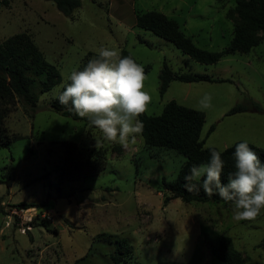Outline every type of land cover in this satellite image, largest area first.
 <instances>
[{"label": "rangeland", "instance_id": "obj_1", "mask_svg": "<svg viewBox=\"0 0 264 264\" xmlns=\"http://www.w3.org/2000/svg\"><path fill=\"white\" fill-rule=\"evenodd\" d=\"M234 6V0L224 7L216 0H82L73 16L66 17L50 1L0 0V42L29 34L46 60L58 67L61 82L102 46L118 56L127 50L149 67L144 80L151 96L148 115H161L175 101L205 114V145L223 151L247 141L264 148V43L250 53L202 64L136 25L138 14L160 12L175 20L197 47L219 52L233 38V22L226 14ZM164 64L176 73L221 82L173 81L162 95ZM53 90L39 96L34 119L17 103L5 121L20 138L0 148V177L6 166H14L12 180L0 184V264H114L111 257L120 239L133 248L120 264H224L212 254L222 236L233 239L247 264H264V209L254 220H236L231 204L181 199L165 204L169 194L163 181H175L187 159L174 150L148 148L139 134L127 146L103 140L99 129L56 113L50 106ZM206 93L212 106L201 110ZM240 104L251 109L228 114ZM65 141L88 150L103 144L107 167L95 177L60 186L55 172L60 151L54 143ZM114 145L123 148L121 156Z\"/></svg>", "mask_w": 264, "mask_h": 264}, {"label": "trees", "instance_id": "obj_2", "mask_svg": "<svg viewBox=\"0 0 264 264\" xmlns=\"http://www.w3.org/2000/svg\"><path fill=\"white\" fill-rule=\"evenodd\" d=\"M53 2L60 13L72 17L73 13L82 6V0H45ZM223 7L227 0H216ZM235 6L227 11V18L233 22V38L230 45L223 51L210 52L197 47L188 37L179 24L166 15L150 11L136 16L137 27L150 31L162 39L173 43L178 49L191 59L202 64H215L229 54L250 53L255 47L264 43V0H234ZM98 54L88 53L81 61L78 69H82L88 61ZM120 57L131 56L136 63L139 62L127 50H122ZM140 65V64H139ZM144 72L149 70L143 67ZM173 81L182 83H215L221 80L208 75L176 73L167 64L160 74V93L167 92ZM61 82L60 71L57 66L50 64L43 53L33 41L32 37L23 32L15 34L0 42V148L18 140L19 135L13 134L6 125V118L12 108L21 104L24 112L34 119L39 106V96L52 91ZM252 108H257L251 103ZM51 108L62 116L74 120H83L90 126L87 118H81L70 112L67 107L53 99ZM70 107V105H69ZM251 108L240 104L229 111V115L247 112ZM138 119L143 123V130L139 134L148 148H164L182 154L187 162L181 168L177 179L172 182L163 181V186L169 195H165V204L181 199L184 203H216L225 202L218 195L207 196L198 184L199 191H187L184 176L193 164L207 163L210 158L209 150L205 149L202 139V130L206 116L203 112L182 106L175 101L169 102L161 115L150 116L146 111ZM91 129H97L90 126ZM212 126L210 131H213ZM220 151L224 160L222 182L226 183L230 173L235 171L234 157L235 146ZM59 146V158L55 163V172L60 186L73 180H85L97 176L107 167L108 149L103 144L98 149H83L74 142H55ZM249 147L259 156L264 163V148L249 144ZM117 155L123 154V148L114 145ZM54 151L48 150L52 155ZM6 173L0 177V184H8L12 180L13 165L4 168ZM25 208L34 207L31 204H20ZM116 249L111 257L114 264H120L124 258L129 257L133 248L127 239L117 240ZM212 254L224 264H247L243 253L239 251L229 236H222L218 245L213 248Z\"/></svg>", "mask_w": 264, "mask_h": 264}, {"label": "clouds", "instance_id": "obj_3", "mask_svg": "<svg viewBox=\"0 0 264 264\" xmlns=\"http://www.w3.org/2000/svg\"><path fill=\"white\" fill-rule=\"evenodd\" d=\"M144 68L131 56H118L114 49L101 47L82 69L73 70L53 90V98L70 112L87 118L90 126L102 133V139L127 146L129 139L143 130L138 117L151 101L144 90ZM212 96L200 100L201 110L212 106ZM70 105V107H69ZM100 140L96 141L98 147ZM210 158L207 163L193 164L184 176L187 191H199L231 203L234 219L254 220L264 209V163L248 142L235 146V171L222 182L224 160L211 144H206Z\"/></svg>", "mask_w": 264, "mask_h": 264}, {"label": "built area", "instance_id": "obj_4", "mask_svg": "<svg viewBox=\"0 0 264 264\" xmlns=\"http://www.w3.org/2000/svg\"><path fill=\"white\" fill-rule=\"evenodd\" d=\"M45 216V215H44ZM51 216V215H50ZM49 216V214H46L45 218H47L48 220L51 219V217ZM50 218V219H49Z\"/></svg>", "mask_w": 264, "mask_h": 264}]
</instances>
